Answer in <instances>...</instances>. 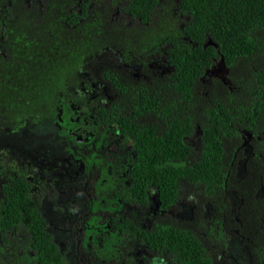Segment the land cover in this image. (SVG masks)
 <instances>
[{"label":"trees","instance_id":"16d2710c","mask_svg":"<svg viewBox=\"0 0 264 264\" xmlns=\"http://www.w3.org/2000/svg\"><path fill=\"white\" fill-rule=\"evenodd\" d=\"M136 34L176 71L140 80L116 64L108 48L124 51ZM218 64L225 75H208ZM86 73L120 89L99 112L101 133L138 138V183L114 201L104 254L132 263L145 245L155 264H264V0H0V264H68L49 220L77 210L52 197L59 174L45 161ZM151 183L186 216L148 231L124 215Z\"/></svg>","mask_w":264,"mask_h":264},{"label":"flooded vegetation","instance_id":"af4514ba","mask_svg":"<svg viewBox=\"0 0 264 264\" xmlns=\"http://www.w3.org/2000/svg\"><path fill=\"white\" fill-rule=\"evenodd\" d=\"M137 24L142 26L141 22ZM129 25L133 26L132 22L129 21ZM130 41L137 43L129 45L124 51L118 50L115 46L112 50L108 48V52L116 56V64H120L125 71L129 70L138 79L141 77L140 80L146 77V71L159 73L155 77H163L176 71L175 65L169 63L161 53L150 55L151 44L148 39H142L136 34ZM132 46L137 51L143 50L136 54L129 49ZM87 75L88 73L82 74L85 77ZM81 86L79 89L81 95L77 93V89L72 102L69 103L70 108L60 113L61 120L65 113L69 116L70 125L67 127L69 140H63L64 144L60 143V147L66 150V155L61 154L63 159L56 165L50 164L52 175L59 174L57 179L54 177L51 179V189L54 191L52 197L61 201V197L66 196L64 200L70 202L72 209L77 210L72 214L59 211L52 213L49 221L55 242L68 264H155L157 258L149 253L145 245L137 248L132 263H125L124 259H115L114 252L104 254L102 250L105 236L116 232L112 228L117 213L113 212L114 201L124 202L122 196L128 187L134 181L138 183L132 173V167L130 168V157L137 150V141L134 134L128 136V141L118 132H113L109 136L107 133V136L102 134L103 129L107 128L103 120L98 119L99 112L103 106L107 110L112 106L120 94L119 88L115 89L110 83L100 79L94 82L91 77H86ZM75 97L77 100L74 102ZM96 145L97 147H93ZM37 149L39 150V147ZM19 151L24 155L23 151ZM86 158L98 160L97 167L91 166L87 169ZM30 159L35 166L30 175L34 173V176H38L39 172H42L40 167L42 154L40 152L38 154L36 150ZM47 160L48 162L53 160L52 154L47 156ZM84 185L92 187V192L89 193ZM99 185L104 186L106 192ZM59 187L65 191H61ZM87 192L89 198L86 199ZM77 197L87 200L89 206L86 207L84 201L79 203ZM100 197L104 204L101 209L94 211L91 199L97 201ZM184 204L183 202L170 209L164 208L158 188L151 183L147 188L145 203L140 206H131L132 203H128L129 207L124 215L130 214L133 218L139 219L142 228L150 231L155 228L154 223L158 218L167 214L177 215V210H183ZM118 212L124 213L119 210ZM53 215H56L64 225L54 221Z\"/></svg>","mask_w":264,"mask_h":264},{"label":"rangeland","instance_id":"374dc122","mask_svg":"<svg viewBox=\"0 0 264 264\" xmlns=\"http://www.w3.org/2000/svg\"><path fill=\"white\" fill-rule=\"evenodd\" d=\"M220 68V71H218V69ZM218 69L217 68H215V69H213V70H210L209 72H208V75H220V76H224L225 75V73H226V70H225V68L221 65V64H218ZM48 136H52V137H50L49 138V141H50V143L52 144V138L53 137H55V140H54V142H53V146L51 147V146H49L48 148H47V151L49 152L48 154H46V155H49L50 153L52 154V156H53V160H51L50 162H48V160H46L45 162H46V164L50 167V164L51 165H56L59 161H61L62 159H63V157L61 156V154H63V155H66V150L64 149V148H61L60 147V143H62V144H64L63 143V140H69V138H67V134L66 135H64V136H60L59 134H48ZM98 145V144H97ZM97 145L96 146H93V147H97ZM45 155V156H46ZM82 157V156H81ZM85 161H86V163H87V169H88V167H97V162H98V160H96V159H92V158H86L85 159ZM52 173L53 172H51V175H52ZM50 175V176H51ZM84 188H86V190L89 192V193H91L92 192V187H90V186H86V185H84ZM88 192H87V194H86V199L87 198H89V196H88ZM78 198V200H79V203H81L82 201H84L85 202V205H86V207H88L89 206V203L87 202V200L85 201V200H83L82 198H80V197H77ZM178 216H180V217H184V216H186V214L185 213H182V210H177V213H176ZM53 220L54 221H56L58 224H60V225H64L62 222H61V220L56 216V215H53ZM3 264H15L14 263V261H6L5 263H3ZM18 264V263H17ZM19 264H22V262H19Z\"/></svg>","mask_w":264,"mask_h":264},{"label":"clouds","instance_id":"9594fccd","mask_svg":"<svg viewBox=\"0 0 264 264\" xmlns=\"http://www.w3.org/2000/svg\"><path fill=\"white\" fill-rule=\"evenodd\" d=\"M135 139H136V141H137L138 138L135 136Z\"/></svg>","mask_w":264,"mask_h":264}]
</instances>
